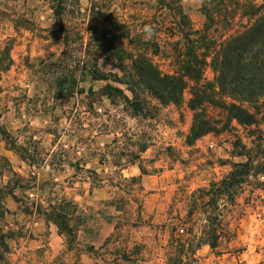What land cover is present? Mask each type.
I'll list each match as a JSON object with an SVG mask.
<instances>
[{
    "label": "rangeland",
    "instance_id": "1",
    "mask_svg": "<svg viewBox=\"0 0 264 264\" xmlns=\"http://www.w3.org/2000/svg\"><path fill=\"white\" fill-rule=\"evenodd\" d=\"M164 1L171 7L0 0V264H264V175L248 178L232 202L219 199V211L201 192L245 160L237 141L264 156V124L261 140L254 127L232 124L189 142L188 91L177 106L142 94L137 114L122 97L102 96L106 82L87 74L98 58L102 71L121 76L112 58L89 48L103 28L130 51L118 24L148 40L149 55L170 71L177 0ZM178 1L203 29L201 0ZM229 1L231 9L243 2ZM210 33L222 34V24ZM205 76L213 78L209 68ZM211 212L220 223L215 250L202 234Z\"/></svg>",
    "mask_w": 264,
    "mask_h": 264
},
{
    "label": "trees",
    "instance_id": "2",
    "mask_svg": "<svg viewBox=\"0 0 264 264\" xmlns=\"http://www.w3.org/2000/svg\"><path fill=\"white\" fill-rule=\"evenodd\" d=\"M159 2L162 6L171 7L164 0ZM171 3L174 5L177 41L172 50L170 71L160 68L149 55L151 45L148 40H141L137 34L132 37L129 29L118 24L115 25L118 31L129 37L130 51L115 46L108 39L111 32L103 28L94 30L89 48L98 56L105 54L112 58V65L121 76L102 71L98 58L89 65L88 76L93 81L106 82L100 90L102 96L113 100L122 97L137 114L143 110L145 99L142 94L161 106H177L188 91L187 108L192 112L189 142L210 133L220 134L226 129H235L232 124L254 127L252 132L261 140L259 126L264 124V0H243L236 9L230 8L232 3L229 0L218 3L216 0H201L205 24L200 30L193 28L178 0ZM221 4L222 9L216 10L215 7ZM55 16L57 26L63 29L61 10H55ZM218 23L222 24L223 33L216 37L210 31ZM208 68L213 74L211 80L205 76ZM125 90L129 96L124 94ZM209 108L217 110L218 114L211 115ZM235 147H240L237 155L245 160L231 163L230 171L221 180L211 182L208 188L201 190L208 196L207 206L214 207L215 211H219V199L227 198L232 202L234 196L243 191L248 178L264 175V156H252L253 150L245 152L240 141L235 143ZM211 213L215 216L205 218L202 234L205 244L215 250L221 239L217 230L220 223L219 214ZM177 241L183 240L179 238ZM183 243L189 245L188 240Z\"/></svg>",
    "mask_w": 264,
    "mask_h": 264
},
{
    "label": "built area",
    "instance_id": "3",
    "mask_svg": "<svg viewBox=\"0 0 264 264\" xmlns=\"http://www.w3.org/2000/svg\"><path fill=\"white\" fill-rule=\"evenodd\" d=\"M183 230H181V232H182Z\"/></svg>",
    "mask_w": 264,
    "mask_h": 264
}]
</instances>
